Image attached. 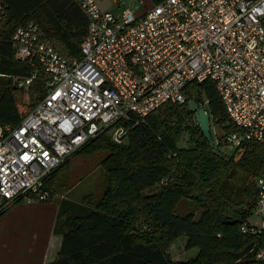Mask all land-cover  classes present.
Wrapping results in <instances>:
<instances>
[{
  "label": "built area",
  "instance_id": "1",
  "mask_svg": "<svg viewBox=\"0 0 264 264\" xmlns=\"http://www.w3.org/2000/svg\"><path fill=\"white\" fill-rule=\"evenodd\" d=\"M73 1L88 19L79 58L57 53L33 22L11 36L14 59L50 80L18 125L0 123V210L18 199L46 202L48 174L87 141L112 127V142L123 143L128 129L117 123L137 125L165 104H185L193 82L215 85L233 127L224 145L264 146V0H164L139 16L123 0L108 10ZM35 79L9 77L20 90ZM256 186L253 216L262 219L242 233L264 230V177Z\"/></svg>",
  "mask_w": 264,
  "mask_h": 264
},
{
  "label": "trees",
  "instance_id": "2",
  "mask_svg": "<svg viewBox=\"0 0 264 264\" xmlns=\"http://www.w3.org/2000/svg\"><path fill=\"white\" fill-rule=\"evenodd\" d=\"M162 1L151 0L153 5ZM0 2V76L36 74L27 90L10 85L9 80L0 97V123L16 126L44 99L50 76L14 59L13 32L36 23L43 41L57 53L79 58L88 19L73 0ZM22 93L27 94V104L19 103ZM184 95L185 104H165L137 125L117 123L128 129L123 143L112 142L109 127L48 174L47 202L56 188L60 190L57 174L70 158L104 155L100 165L106 183L101 197L81 204L64 198L57 203L53 232L61 237V246L48 264H264L257 260L264 250V230L258 234L240 230L243 225L251 227L257 186L234 184L238 173L264 177V146L246 144L229 156L221 154L223 139L233 127L214 83H190ZM191 101L202 105L211 125L222 131L218 146L213 143L211 148L201 135L187 111ZM184 134L190 145L179 147ZM180 200L195 206L196 214H176ZM21 201L0 210V217ZM179 236L185 237L186 251L197 250L193 258L179 262L169 256L168 249Z\"/></svg>",
  "mask_w": 264,
  "mask_h": 264
},
{
  "label": "rangeland",
  "instance_id": "3",
  "mask_svg": "<svg viewBox=\"0 0 264 264\" xmlns=\"http://www.w3.org/2000/svg\"><path fill=\"white\" fill-rule=\"evenodd\" d=\"M97 3L102 9H110L111 4L108 0H98ZM155 5L151 0H123L122 7L131 9L136 16L142 15L147 12ZM115 14H119L118 9H116ZM121 10V9H119ZM9 84V78L0 76V97L4 93L6 87ZM11 85V84H10ZM22 90V89H21ZM19 103L21 105L27 104V94L22 93ZM20 112L22 108L18 109ZM211 139L214 141L215 146H218V137L222 135V131L216 126L210 128ZM223 143V142H222ZM190 144L188 142V135L184 134L179 140V147H188ZM219 152L223 155L229 156L234 150L223 143V147L219 149ZM103 154H97L89 157H83L76 155L70 158L69 163L66 165L62 171L57 174L58 185L60 190L56 188V194L52 197L56 203H59L63 198L67 201H72L78 204L86 201H96L99 199L103 193L106 178L103 168L100 165V160L102 159ZM257 179H253L251 176H246L244 174L238 173L234 178L235 186H240L245 184L250 186L251 184L256 186ZM45 185V184H44ZM49 199V197H48ZM47 199V200H48ZM46 200V202H47ZM51 200V201H52ZM50 202V201H49ZM39 203V202H38ZM45 203V202H42ZM9 206V205H8ZM6 206L5 208H7ZM4 209V208H3ZM2 210V209H1ZM188 211L196 214L195 206L188 203L186 200H180L175 208V213L180 216L187 215ZM261 217L253 216L250 219L252 224L260 221ZM264 219V217H263ZM185 237L179 236L169 247L168 254L173 261H186L190 258H193L197 254V250L193 249L186 251L185 248Z\"/></svg>",
  "mask_w": 264,
  "mask_h": 264
},
{
  "label": "crops",
  "instance_id": "4",
  "mask_svg": "<svg viewBox=\"0 0 264 264\" xmlns=\"http://www.w3.org/2000/svg\"><path fill=\"white\" fill-rule=\"evenodd\" d=\"M57 211L54 200L45 203L22 200L10 206L0 217V264L54 261L61 246V237L53 232Z\"/></svg>",
  "mask_w": 264,
  "mask_h": 264
},
{
  "label": "water",
  "instance_id": "5",
  "mask_svg": "<svg viewBox=\"0 0 264 264\" xmlns=\"http://www.w3.org/2000/svg\"><path fill=\"white\" fill-rule=\"evenodd\" d=\"M187 111L189 114L194 116L195 122L197 123L201 135L204 137V139L207 141L209 146L213 147V141L211 139V133H210V116L207 113V111L200 107L198 104H196L194 101L189 102Z\"/></svg>",
  "mask_w": 264,
  "mask_h": 264
}]
</instances>
